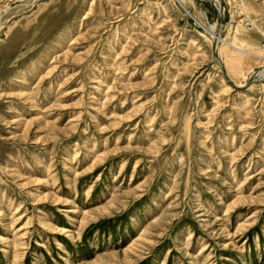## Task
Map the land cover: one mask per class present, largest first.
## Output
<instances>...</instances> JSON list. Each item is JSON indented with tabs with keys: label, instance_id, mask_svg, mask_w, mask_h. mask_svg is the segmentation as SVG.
Returning <instances> with one entry per match:
<instances>
[{
	"label": "rangeland",
	"instance_id": "rangeland-1",
	"mask_svg": "<svg viewBox=\"0 0 264 264\" xmlns=\"http://www.w3.org/2000/svg\"><path fill=\"white\" fill-rule=\"evenodd\" d=\"M216 22L264 57V0H0V264H264V60Z\"/></svg>",
	"mask_w": 264,
	"mask_h": 264
},
{
	"label": "bare ground",
	"instance_id": "bare-ground-1",
	"mask_svg": "<svg viewBox=\"0 0 264 264\" xmlns=\"http://www.w3.org/2000/svg\"><path fill=\"white\" fill-rule=\"evenodd\" d=\"M216 4V3H215ZM236 16V17H235ZM247 17V14L245 12L244 9H238L236 13L233 14V18L236 20L238 19L239 17ZM239 24V22H238ZM210 30H211V38H213L212 36L215 35L216 38L214 39L213 43H214V47H213V51H214V57L216 58V54H215V49L217 47H219L220 45H223V47H226L228 50L232 51V52H238V53H243V54H246L248 56H252V57H256L257 59H260V60H264V57L263 56H260V55H253L252 53H249L247 52L246 50L240 48L236 42H225V40L220 36V31H221V28L219 26V23L216 22L214 25L210 26ZM210 34V33H209ZM218 51V50H217ZM221 51V50H220ZM219 54V53H218ZM254 75H252L254 78L253 80L256 82L260 81V80H263L264 79V68H259L258 72L255 74L253 73ZM251 76V77H252ZM255 82H252L250 81L249 83H255ZM235 87V86H234ZM238 88V87H236ZM103 214V213H102Z\"/></svg>",
	"mask_w": 264,
	"mask_h": 264
},
{
	"label": "water",
	"instance_id": "water-1",
	"mask_svg": "<svg viewBox=\"0 0 264 264\" xmlns=\"http://www.w3.org/2000/svg\"><path fill=\"white\" fill-rule=\"evenodd\" d=\"M213 44H214V43H213ZM212 55H213V58H215V57H214V51H213V49H212Z\"/></svg>",
	"mask_w": 264,
	"mask_h": 264
}]
</instances>
